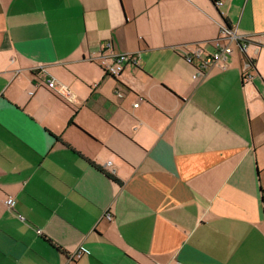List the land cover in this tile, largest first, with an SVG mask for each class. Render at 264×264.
<instances>
[{
	"label": "crops",
	"instance_id": "obj_1",
	"mask_svg": "<svg viewBox=\"0 0 264 264\" xmlns=\"http://www.w3.org/2000/svg\"><path fill=\"white\" fill-rule=\"evenodd\" d=\"M220 1L0 0V264H264V0ZM223 21L250 81L182 59Z\"/></svg>",
	"mask_w": 264,
	"mask_h": 264
},
{
	"label": "built area",
	"instance_id": "obj_2",
	"mask_svg": "<svg viewBox=\"0 0 264 264\" xmlns=\"http://www.w3.org/2000/svg\"><path fill=\"white\" fill-rule=\"evenodd\" d=\"M214 5L217 7L222 6L220 0H213ZM248 44V39L236 34L235 29L231 27H226L224 24L220 26L219 37L210 43L212 52L207 53L200 45L195 46H185L182 48L183 55L182 59L184 62L193 67L195 74L193 78L202 76L205 71L212 65L221 64L225 68V63L228 60L229 56L234 52L238 51L243 58H246V48ZM110 49L111 44L106 43L103 49ZM247 59V58H246ZM244 59L245 70L243 72V81H250L251 75L249 74V69L251 68L249 62ZM98 66L101 68L105 76H108L113 79H118L122 74L124 68L128 64H136L138 61V55L131 54H121V55H104L101 52V56L98 58ZM39 71L46 73L44 68H39ZM47 89L57 95L59 98L65 102L72 103L73 96L68 88L56 82L53 78L46 81ZM117 97L121 98L120 94H117ZM141 100V99H140ZM134 108L138 107V103L133 105ZM106 166H110V162L106 163ZM12 204V199L8 198L5 201V205L10 207ZM103 218L110 222L112 216L109 212H105ZM80 252L72 254L69 258L67 264H72L74 260L78 259Z\"/></svg>",
	"mask_w": 264,
	"mask_h": 264
},
{
	"label": "trees",
	"instance_id": "obj_3",
	"mask_svg": "<svg viewBox=\"0 0 264 264\" xmlns=\"http://www.w3.org/2000/svg\"><path fill=\"white\" fill-rule=\"evenodd\" d=\"M211 1H212L213 4H214V1H213V0H211ZM223 24H224L226 27H229V25H228V23H227L226 21H223ZM244 59H246V58H244ZM246 60H247V59H246ZM247 62H249L251 68L254 67V62H253V61H251V60H247ZM262 210H263V214H264V201L262 202Z\"/></svg>",
	"mask_w": 264,
	"mask_h": 264
}]
</instances>
